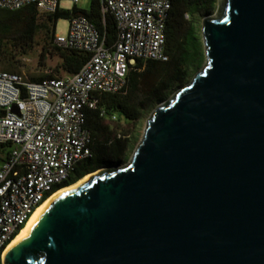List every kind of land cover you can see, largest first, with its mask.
Listing matches in <instances>:
<instances>
[{"label":"water","instance_id":"1","mask_svg":"<svg viewBox=\"0 0 264 264\" xmlns=\"http://www.w3.org/2000/svg\"><path fill=\"white\" fill-rule=\"evenodd\" d=\"M202 31L130 161L60 192L3 264H264V0H220Z\"/></svg>","mask_w":264,"mask_h":264},{"label":"built area","instance_id":"2","mask_svg":"<svg viewBox=\"0 0 264 264\" xmlns=\"http://www.w3.org/2000/svg\"><path fill=\"white\" fill-rule=\"evenodd\" d=\"M101 3L103 13L110 12L117 23L113 48L83 13L70 17L68 36H54L62 47L89 53L78 72L31 80L5 69L0 60V142L11 144L9 158L0 160L2 259L34 211L70 178L80 161L93 157L88 110L98 109L101 116L116 120L115 113L100 106L102 94L123 90L138 58H169L166 21L172 0ZM32 4L45 13L60 8V0H0V7L11 10Z\"/></svg>","mask_w":264,"mask_h":264},{"label":"trees","instance_id":"3","mask_svg":"<svg viewBox=\"0 0 264 264\" xmlns=\"http://www.w3.org/2000/svg\"><path fill=\"white\" fill-rule=\"evenodd\" d=\"M217 0H172V8L166 21L165 61L138 58L128 75L125 88L118 92H105L100 106L116 120L101 116L98 109L88 110L86 128L91 132L93 157L80 161L70 178L55 188L71 185L102 167L120 163L127 151L129 136L144 113L186 84L205 62V43L201 34V19L213 13ZM83 13L97 27L107 47L113 48L117 39V23L110 12L103 13L101 0H92L89 10L58 8L53 13L40 11L35 5L11 10L0 7V60L3 67L15 71L9 63L17 54L27 53L40 40L41 56L58 55L60 62L56 73L32 77L41 80L73 74L87 62V51L62 47L55 43L58 19ZM19 73V72H18ZM11 144L0 142V160L9 158ZM24 226L21 227V229ZM0 264H3L0 254Z\"/></svg>","mask_w":264,"mask_h":264},{"label":"rangeland","instance_id":"4","mask_svg":"<svg viewBox=\"0 0 264 264\" xmlns=\"http://www.w3.org/2000/svg\"><path fill=\"white\" fill-rule=\"evenodd\" d=\"M75 5L78 8L89 10L92 5V0H79L77 3H74L73 0H60V8L62 9L71 10ZM219 7H220V0H217L216 7L213 13H211L210 15L213 16L214 14H216L219 10ZM204 18L205 16L202 17L201 19L202 36H203L202 28H203ZM69 28H70V18H67V17L60 18L58 19L56 23V34L60 36H68ZM42 35H43V32L39 34L37 44L31 50H29V52L17 54L14 60H10L9 62L6 63V67L7 65L10 67L9 63H11V65H13L12 68L15 71L21 73L24 76H27L30 79L32 77H39L41 75L56 73L55 72L56 66L60 62V58L58 55H55V54L41 56L42 46L40 44L41 42L40 40L43 38ZM205 63H206V58H205L204 64ZM204 64L202 65V67L204 66ZM56 77H59V76L56 75ZM173 94H171L170 96H172ZM158 104H156L153 108L148 109L144 113L142 118L137 122L136 127L134 128V131L129 136V145H128L127 151L121 157L120 163L116 165H110L111 167L126 165L130 161L136 147L138 146L143 136L147 120L150 118L153 110ZM103 168L105 167H102L94 172H96L97 174V172L99 173V171Z\"/></svg>","mask_w":264,"mask_h":264},{"label":"bare ground","instance_id":"5","mask_svg":"<svg viewBox=\"0 0 264 264\" xmlns=\"http://www.w3.org/2000/svg\"><path fill=\"white\" fill-rule=\"evenodd\" d=\"M98 173V172H97ZM96 172H92L89 173L88 175L84 176L82 179H80L79 181H77L74 184L71 185H67V186H63L61 188H59L58 190H56L53 194H51L32 214V216L30 217V219L28 220V222L26 223V225H24V227L18 232V234L13 238V240L9 243V245L7 246V248L5 249L4 253H3V259H5L6 255L8 254V252L15 247L16 245H18L23 237L25 232L27 231L29 225L31 224L32 220L34 219V217L36 216V214L39 212V210L45 206L48 202H50L54 197H56L60 192L68 189V188H72L74 186H77L80 182H82L83 180L89 178L92 175H95Z\"/></svg>","mask_w":264,"mask_h":264}]
</instances>
